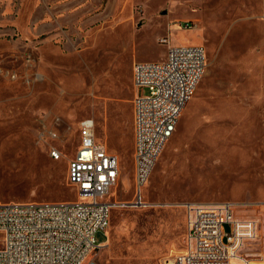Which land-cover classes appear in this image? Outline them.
Instances as JSON below:
<instances>
[{
	"label": "rangeland",
	"instance_id": "1",
	"mask_svg": "<svg viewBox=\"0 0 264 264\" xmlns=\"http://www.w3.org/2000/svg\"><path fill=\"white\" fill-rule=\"evenodd\" d=\"M170 46L204 47L207 68L142 190L144 208L132 69L165 61ZM85 119L120 159L107 197L116 206L90 260L164 264L184 249L185 204L228 202L258 222L245 253L264 264V0H0V203L77 199L68 163Z\"/></svg>",
	"mask_w": 264,
	"mask_h": 264
},
{
	"label": "built area",
	"instance_id": "2",
	"mask_svg": "<svg viewBox=\"0 0 264 264\" xmlns=\"http://www.w3.org/2000/svg\"><path fill=\"white\" fill-rule=\"evenodd\" d=\"M163 43H168L164 39ZM207 68L202 46H170L162 62H137L134 87V179L136 202L173 136ZM80 144L68 163V181L77 199L61 202L0 203V264H95L96 236L106 232L116 204L107 200L120 177V159L97 140L95 123L79 125ZM56 139V134H50ZM50 157L61 160L52 148ZM184 249L164 264H250L245 249L258 237V222L239 219L231 203L184 205ZM228 226V230L226 229ZM245 256L244 259L241 256Z\"/></svg>",
	"mask_w": 264,
	"mask_h": 264
},
{
	"label": "crops",
	"instance_id": "3",
	"mask_svg": "<svg viewBox=\"0 0 264 264\" xmlns=\"http://www.w3.org/2000/svg\"><path fill=\"white\" fill-rule=\"evenodd\" d=\"M138 62V61H137ZM137 62H135V63H137ZM134 63V64H135ZM133 67H134V65H133ZM132 78H133V69H132ZM133 84H134V79H133ZM135 97H136V91H135V96H134V99H135ZM133 114H134V102H133ZM135 137V136H134ZM102 143V142H101ZM109 150V149H108ZM112 153V152H111ZM116 155V154H115Z\"/></svg>",
	"mask_w": 264,
	"mask_h": 264
},
{
	"label": "bare ground",
	"instance_id": "4",
	"mask_svg": "<svg viewBox=\"0 0 264 264\" xmlns=\"http://www.w3.org/2000/svg\"><path fill=\"white\" fill-rule=\"evenodd\" d=\"M147 204H149V206H151V204H150V203H147Z\"/></svg>",
	"mask_w": 264,
	"mask_h": 264
}]
</instances>
